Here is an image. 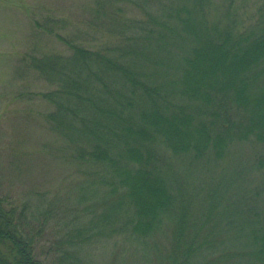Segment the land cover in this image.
<instances>
[{"label":"trees","instance_id":"obj_1","mask_svg":"<svg viewBox=\"0 0 264 264\" xmlns=\"http://www.w3.org/2000/svg\"><path fill=\"white\" fill-rule=\"evenodd\" d=\"M211 2L101 0L111 41L58 34L69 54L25 57L54 86L78 216L53 240L54 205L0 196V264H99L100 243L142 264H264V2L239 33Z\"/></svg>","mask_w":264,"mask_h":264},{"label":"rangeland","instance_id":"obj_2","mask_svg":"<svg viewBox=\"0 0 264 264\" xmlns=\"http://www.w3.org/2000/svg\"><path fill=\"white\" fill-rule=\"evenodd\" d=\"M263 2L237 0L228 15L227 0H212L211 17L228 21L239 33L256 22ZM109 5L104 7L101 0H0V196L28 202L36 210L54 205L56 214L47 230L53 240L65 222L78 216L75 194L82 177L67 140L48 120L56 109L45 94L54 86L25 57L69 54L58 34H79L86 46L101 48L111 41ZM129 11L141 17L134 7ZM93 248L99 264H142L104 243Z\"/></svg>","mask_w":264,"mask_h":264}]
</instances>
